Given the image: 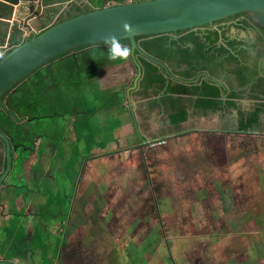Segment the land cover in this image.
<instances>
[{"label": "crops", "instance_id": "1", "mask_svg": "<svg viewBox=\"0 0 264 264\" xmlns=\"http://www.w3.org/2000/svg\"><path fill=\"white\" fill-rule=\"evenodd\" d=\"M101 1L97 0L99 7L105 6ZM81 5L94 8L88 0H0V56L6 53L4 46L10 50L53 24L58 14H70L77 7L82 10ZM58 6L59 10L50 13L40 24L42 13L53 12L52 8ZM14 28L18 31L15 35ZM30 28L37 32L30 34ZM189 32L198 34V30H187L180 35L169 34L170 39L176 41ZM183 47L192 49L189 41ZM221 47H227V43L216 40L211 53L217 54L215 50ZM229 53L233 52L229 50ZM125 56L122 63L105 64L97 70L94 79H89L101 90L116 92L122 100L119 105L95 114L97 128L103 134L89 153H85L82 141L75 140L72 128L75 114L59 119L60 128L64 130L59 149L46 139L35 138L38 144L20 163L21 152L15 148L11 169L0 184V264H40V247L30 248L26 257L12 255L13 238L8 231L16 236L19 228L13 226L14 213H20L25 244L30 243L40 226V209L50 198L68 205V217L57 227L59 233L54 234L61 238L54 242L55 246L60 242L54 264L65 260L71 238L80 244L75 246L77 250L73 247L68 264H194L188 261L186 253L181 259L182 250L176 251L168 242L144 244L145 240L138 237L142 239L133 240V244L116 243L109 249L99 244V238L104 237L103 230H88L76 224L66 229V222L92 220V214L88 213L91 206L100 205L99 220H102L107 219L110 205H123L130 198L134 199V202L128 201L130 204L141 203L140 190L155 187V180H160L164 171L172 188L174 182H182L188 190L195 189L198 193L206 190L205 195L196 194V211L198 216L214 217L216 226H213L211 255L206 256L203 264H264V156L247 144L251 139H264V101L256 100L257 94H253L235 72L212 74L224 87L215 97L220 102L216 105L205 103L210 98L201 93L200 83L206 80L203 76L198 82L185 84L168 78L157 67L155 74L162 80L147 85L144 79H151L142 58H138L142 77L137 88L130 91L128 100L126 91L135 76V68L129 48ZM166 64L179 77V70H186L185 66L177 68L174 63ZM214 87L210 89L215 90ZM225 101H230L229 105L222 104ZM256 109H259L257 124L249 129L241 128V119L246 122ZM182 114L184 117L180 120L178 116ZM137 131L152 142L143 144ZM184 142L189 145L185 146ZM11 147L14 148L12 144ZM3 153L1 142L0 174L5 168ZM178 161L182 163L180 172L174 168ZM170 166L174 172L168 169ZM226 189L228 196L221 198ZM209 193L214 198V209L209 207ZM176 197H170L172 201L177 200L173 206L192 205L194 201L189 200L193 196L183 198L179 194ZM112 213L114 222L121 220L114 210ZM121 226L123 228L107 230L106 236L122 239L126 236L123 234L125 224ZM164 234L166 238H173L178 233ZM153 235L157 233L146 236ZM92 238L97 239L98 246L92 244Z\"/></svg>", "mask_w": 264, "mask_h": 264}, {"label": "trees", "instance_id": "2", "mask_svg": "<svg viewBox=\"0 0 264 264\" xmlns=\"http://www.w3.org/2000/svg\"><path fill=\"white\" fill-rule=\"evenodd\" d=\"M122 3L125 0H114ZM102 6V5H100ZM103 7V6H102ZM77 12L78 7L76 8ZM79 14V13H78ZM74 14H68L67 18ZM64 18L59 17L57 21ZM182 30L176 32L182 34ZM169 34L138 36L140 46L144 51L154 58L166 62L174 63L177 68L182 66L186 70H179L180 77L193 79L200 72L208 71L210 74L219 71L223 73L235 72L241 82L247 83L255 74V71L248 69L244 65V53L240 50L233 52L239 42H228L230 50L221 47L216 49L217 54L213 55L212 45L216 42L215 32L205 34V42L200 40L201 36L194 32H189L177 38L176 41L170 39ZM202 39V38H201ZM190 42L192 49L182 45ZM129 47L128 39L108 41L97 44L80 46L75 49L63 52L50 59L46 64L36 68L23 78L14 88L7 92L3 99L7 109L0 106V131L10 140L14 148L21 151L20 163H23L31 154L35 145V138L50 141L56 149L62 143L64 130L60 128L59 119L75 114L72 123L75 140L77 143H84L85 153H89L96 145L97 139L103 132L97 128L94 116L98 111L107 110L119 105L122 100L112 90H101L93 80L98 69L105 64L122 63L125 59V51ZM9 51V50H8ZM146 66L147 78L144 82L149 85L152 82H160L162 77L156 73L158 66L141 60ZM148 81V82H147ZM201 93L210 99L205 103L216 105L220 103L215 97L222 92V88L207 80L200 83ZM211 86H216L210 89ZM264 87L262 80L258 81L253 89ZM256 97H258L256 95ZM230 101H225L224 105H229ZM230 104L233 105V102ZM259 109L249 114L246 122L241 119V128L249 129L257 124ZM184 114L178 116L181 120ZM39 121L45 122L43 129L39 128ZM1 143V142H0ZM105 144H103L104 146ZM102 146V144H101ZM0 155V162H1ZM62 202V201H61ZM58 199L50 200L41 207L40 226L36 228V233L30 243L25 244L24 228L20 225V213H14L13 226H17L18 232L13 236V231H8L10 238H13L12 247L17 245V250L12 255L26 257L30 248L40 247V264H54L60 242L57 243L54 251L49 252V236L44 237V225L49 219L48 216L60 215V225H63L66 217L65 212L68 205H64ZM62 222V223H61ZM40 237V244L37 241ZM48 241V242H46ZM19 246V247H18ZM30 255V254H29Z\"/></svg>", "mask_w": 264, "mask_h": 264}, {"label": "water", "instance_id": "3", "mask_svg": "<svg viewBox=\"0 0 264 264\" xmlns=\"http://www.w3.org/2000/svg\"><path fill=\"white\" fill-rule=\"evenodd\" d=\"M239 13H247L255 23L264 27V0H134L90 8L86 12L64 18L27 37L0 56V106L6 110L3 96L29 73L55 56L80 46L121 39L129 41L130 59L135 68V76L126 91L128 100L130 91L137 88L142 77L138 58L158 66L165 76L173 80L191 84L203 76L224 90L219 78L208 71L200 72L193 79L173 74L166 63L144 51L136 37L211 26L216 21ZM137 136L143 144L151 141L139 133ZM0 141L4 147L5 161V168L0 174L1 184L11 169L15 148L11 147L10 140L1 131Z\"/></svg>", "mask_w": 264, "mask_h": 264}, {"label": "rangeland", "instance_id": "4", "mask_svg": "<svg viewBox=\"0 0 264 264\" xmlns=\"http://www.w3.org/2000/svg\"><path fill=\"white\" fill-rule=\"evenodd\" d=\"M88 1L91 3L93 7H99V3L97 2V0H88ZM101 2H103V4L107 6L117 1L102 0ZM59 8L60 6L52 8L53 12H50L47 10L44 13H42V15L40 16V24L41 22H44L48 19V16L50 15V13L54 14L55 11L59 10ZM81 8L82 10H79V11L84 12L92 7L89 5H85V6H82ZM64 13L65 12L58 14L59 16H57L54 23L58 22L57 21L59 19L58 17L63 18ZM32 30H33V33L37 32L33 28ZM17 32L18 31L16 30V28H14L13 35H15ZM45 126H46L45 122L39 121L40 129H43ZM262 138H264V136ZM36 144H38L37 140H35V145ZM247 144H248V147L251 148L253 151H256V152L259 151L261 152V155L264 156V139L262 140L251 139L250 141H247ZM184 145L185 146L189 145V143L184 142ZM255 158L256 157H254L253 159ZM181 164L182 163L178 161L174 165V168L178 170L179 172H180ZM170 168H173V166H170L168 169L171 170V172H174V170ZM166 175L168 174H166V171H164L160 175L161 181L159 179L155 180V187L153 188L145 187L140 190L139 199L141 200V203L130 204L128 201L134 202V199L130 198L128 201H126L129 204L125 203L123 205H119V204L110 205L108 206V210L110 211V213L108 214L107 219H105L104 217L102 220H99L100 219V213H99L100 205H96L94 208L91 206V208L89 209V212L88 211L87 212L89 214H92V220L90 221L78 220V221L66 222L67 223L66 229H68L70 225L76 224V227H79L80 225H82L81 226L82 228H86L88 230H92V229L103 230L104 237L99 238V244L106 245L109 249L111 246H115L116 243L133 244L134 242L133 240H136V239L140 240L142 238L145 240L144 244H148V243L165 244V242H168L167 245L169 244L174 245L176 251H179V249L182 250V252L179 254L181 259H184V253H186L188 254L187 259L191 263L196 264L199 262L200 264H203V262H206L207 260L206 256L211 255L210 254V251L212 250L211 245L215 237L213 234L214 233L213 226H216L214 217L206 218V217L198 216L197 211H196V208H197V206L195 205L196 194L205 195L206 190H199L201 191L199 193L195 189L191 191V190H188L182 182L181 183L174 182V187L172 188L170 185H168V182L166 180ZM179 194L183 198H188L190 196H193L194 198L191 197L189 199L190 201H193L194 199L193 204L173 206L172 203L177 202V200L172 201V199L173 197H176V195H179ZM228 194H229V191L228 189H226L225 191H222L220 196L221 198H224V197H227ZM170 197H172V199H170ZM154 199H155L156 204L154 203ZM208 201H209L210 208H213V209L216 208V205H214L213 203L214 198L211 193H209ZM165 202H167V205L165 204ZM105 209L106 207L103 205L102 211H104ZM113 210L115 211V214L118 215V218H120L121 220L118 219L117 222H114L112 220V217L114 215V213H112ZM62 217L67 218L68 212L67 213L65 212V215ZM129 217L131 219H129ZM60 218L61 216L59 214L56 215V213L53 214L52 216H48L47 219L49 220L46 221L44 225L43 236L44 237L49 236L50 242L46 241L49 243L48 245L49 252L54 251L56 247L54 245V242L60 238V237L57 238L54 236L55 233H59L57 231V227L60 225V221H59ZM132 223H134V225H132ZM122 224H125V229H123L124 230L123 234L126 235L125 237H122L121 239L120 237L116 238V237L106 236L107 230H113V229L116 230V229H120V227L123 228V226H121ZM154 232L157 233V236H154V235L151 237L146 236L151 233L154 234ZM171 232H174L175 234L178 233V234L177 236H174L173 238H170V237L166 238L164 233H167V235H169V233ZM143 236H146V237H143ZM138 237H142V238H138ZM91 240L94 246H98V242L96 238H92ZM37 244H40V237L37 241ZM69 244H70V247L69 246L66 247L67 249L65 252V260L62 259L59 264H68V258L72 256L73 247L76 249L75 246H78V244L80 243L78 241L73 240V238H71V240L69 239ZM15 250H17L16 244H14V247H13V251ZM207 253L208 255H206ZM62 257H63V253H62ZM82 261L84 260L82 259Z\"/></svg>", "mask_w": 264, "mask_h": 264}, {"label": "flooded vegetation", "instance_id": "5", "mask_svg": "<svg viewBox=\"0 0 264 264\" xmlns=\"http://www.w3.org/2000/svg\"><path fill=\"white\" fill-rule=\"evenodd\" d=\"M72 13L76 15L83 12L74 11ZM67 16L68 14H64L63 18H67ZM193 30H198L201 37H205L206 31L204 30H212L216 34L215 39L217 41L221 40L227 43L225 49L227 48L228 51L230 50L228 42H239L235 48H232L233 52L242 51L244 53V65L255 71L254 76L248 80L246 85L249 86L253 94H257L258 98L256 100L262 99L261 101H264V87L257 88V90L253 89L258 81L262 80L264 82V69L262 66L264 65V27L255 23L247 13H239L233 17L216 21L211 26L204 25ZM171 34L175 35L177 33ZM226 37L231 38V40Z\"/></svg>", "mask_w": 264, "mask_h": 264}, {"label": "built area", "instance_id": "6", "mask_svg": "<svg viewBox=\"0 0 264 264\" xmlns=\"http://www.w3.org/2000/svg\"><path fill=\"white\" fill-rule=\"evenodd\" d=\"M132 1H134V0H125L124 2H132ZM21 23H22V22H20L19 24H21ZM21 25L24 27V32H26V31H25V25H24V24H21ZM21 29H23V28H21ZM30 29H31V32H30V34H31V33H33V30H32V28H30ZM30 34H29V35H30ZM3 48H4V51H5V52L8 51V46H4ZM5 49H7V50H5Z\"/></svg>", "mask_w": 264, "mask_h": 264}, {"label": "clouds", "instance_id": "7", "mask_svg": "<svg viewBox=\"0 0 264 264\" xmlns=\"http://www.w3.org/2000/svg\"><path fill=\"white\" fill-rule=\"evenodd\" d=\"M123 3V2H122ZM116 4H118V3H116Z\"/></svg>", "mask_w": 264, "mask_h": 264}]
</instances>
